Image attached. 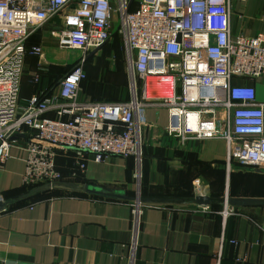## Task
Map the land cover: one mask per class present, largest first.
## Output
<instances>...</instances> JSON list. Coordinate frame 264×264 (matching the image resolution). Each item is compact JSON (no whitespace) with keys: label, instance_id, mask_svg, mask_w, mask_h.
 I'll use <instances>...</instances> for the list:
<instances>
[{"label":"built area","instance_id":"2783aa9c","mask_svg":"<svg viewBox=\"0 0 264 264\" xmlns=\"http://www.w3.org/2000/svg\"><path fill=\"white\" fill-rule=\"evenodd\" d=\"M231 1L0 0V166L10 157L13 137L27 131L32 132L23 176L27 187L61 180V149L89 153L98 163L111 156L133 158L141 166L140 115L153 105L167 109L168 134L182 140L224 139L228 164L264 171V104L253 85L239 82L264 75V34L232 38ZM115 16L130 100L83 102L84 62L110 41ZM55 17L61 19L58 45L84 56L59 82L56 94L35 95L22 109L28 39ZM31 54L42 59L44 50L36 46ZM52 111L56 117H47ZM0 201H5L2 196ZM133 213L137 230L139 203ZM230 213L226 201L222 216Z\"/></svg>","mask_w":264,"mask_h":264},{"label":"crops","instance_id":"0c3cea01","mask_svg":"<svg viewBox=\"0 0 264 264\" xmlns=\"http://www.w3.org/2000/svg\"><path fill=\"white\" fill-rule=\"evenodd\" d=\"M230 20L232 38L264 34V0H232ZM60 27L61 19L55 17L28 42L41 46L44 57L26 59L22 109L35 95L57 93L58 72L50 67L72 64L71 52L62 57L56 53L65 50L56 39ZM239 82L253 85L258 102L264 104V75ZM88 91L82 86L81 101L91 102ZM47 117L55 118L56 113L49 112ZM140 122L145 146L141 166L133 158L111 156L98 163L89 153L58 151L60 168L69 172L67 165L74 166L58 182L65 194L13 210L9 204L0 212V264H264V205L229 203L232 199L264 201V171L237 162L228 164L224 139L182 140L168 134L164 107L145 108ZM31 134L27 131L16 139L9 159L0 166V196L23 186ZM144 179L148 196L142 194ZM87 184L120 190L127 198L91 196L82 189ZM191 193L210 196L209 209L185 197ZM219 194L223 207L227 201L231 210L226 219L223 208H213V197ZM138 196L167 200L141 202L135 200ZM138 203L141 213L136 230L133 211ZM233 240L238 244H232Z\"/></svg>","mask_w":264,"mask_h":264},{"label":"trees","instance_id":"16d2710c","mask_svg":"<svg viewBox=\"0 0 264 264\" xmlns=\"http://www.w3.org/2000/svg\"><path fill=\"white\" fill-rule=\"evenodd\" d=\"M133 10V8L131 9ZM33 35V34H32ZM31 35V36H32ZM31 36L29 37L28 39V42L31 38ZM27 42V48H28V55L26 56V59L28 57H38L37 55H34V54H31V50L33 47H36V46H39V45H36V46H29ZM111 50V46H110V43L108 42L102 49V56H107L109 54ZM122 52H123V55H125V51H124V46H123V49H122ZM100 54V53H99ZM97 55H94L90 58H86L85 62H84V70H85V73H86V78L85 80L82 82L81 84V87H86L89 91V94L91 95V102H106V103H122V102H128L130 100V97L125 100V101H119L117 100V96L118 94L121 92V86L122 83H115V76L116 74L113 73V71L110 73V79L108 81H105V82H99L97 81V79H93V80H90V75L91 73L88 71V65L90 64V62H93L97 57ZM99 56V58L94 61V62H99L98 64L97 63H93V66H94V70H97L98 72H101L102 73V70H103V62L101 60H103V58H101ZM93 60V61H92ZM81 61V60H80ZM80 61L75 64L73 67L69 68V69H65V67H61L60 66H57V67H50V70H54V71H61L63 73H61V75H59V72L55 78V82L56 83V87L58 86L59 82L72 70L74 69L79 63ZM25 71V69H24ZM42 71H40L41 73ZM24 74V73H23ZM23 77V76H22ZM125 80L128 81V87H129V77H128V72H127V75H125ZM126 84V82H125ZM114 90V91H113ZM101 92L100 94H103L105 93L106 91H113V93L110 95V96H104L106 97V101H102V100H99L97 99V96L96 95V92ZM52 92H50L48 95H50ZM42 98L44 97L41 96ZM103 98V97H102ZM47 116V114H46ZM145 149V146L143 148V150ZM143 157H144V151H143ZM58 159V157H57ZM239 164V163H238ZM240 165V164H239ZM57 168L58 170L60 171L61 173V180L59 182H63L64 180V176H68L69 174H71L74 166H69L67 165V169L69 172L67 171H64L62 168L59 167V164L57 163ZM79 180V179H78ZM76 180V181H78ZM45 188L44 191H42L43 189ZM65 191L62 189V188H58V187H55V188H49L47 187V185H37V186H33V187H27V186H21L19 188H15V189H12V190H8V191H5L1 194V196L4 198V200L6 202H9L10 204H12L10 210H13L17 207H20V206H23L25 204H29V203H33L35 202L36 200L38 199H41V198H46V197H50V196H58V195H63ZM65 194V193H64ZM70 194V193H69ZM72 194H75L74 192ZM142 194L144 196H148L149 193H147V189L145 188V179L143 181V187H142ZM214 196V195H213ZM151 197V196H150ZM187 199H194L195 195L193 193L185 196ZM213 200L215 201V205L213 206V208L215 210H222L223 208V199H222V194H219L217 195L216 197H213Z\"/></svg>","mask_w":264,"mask_h":264},{"label":"rangeland","instance_id":"374dc122","mask_svg":"<svg viewBox=\"0 0 264 264\" xmlns=\"http://www.w3.org/2000/svg\"><path fill=\"white\" fill-rule=\"evenodd\" d=\"M113 23H114V27H113V31H112V37L109 41L110 46H111V50L109 52V54L105 57L102 56V50L98 53V58L99 56L101 58H103V60H101L104 64H103V70L102 73L98 72L97 70H94V66L93 63H99V62H94L96 61L98 58H96L93 62H90V64L87 66L88 67V71L91 73L90 75V80L93 79H97V81L101 82H105L108 81L110 79V73L113 71L114 74H116L115 76V83H122L123 86H121V92L118 94L117 96V100L119 101H125L130 97V90L128 87V81L125 80V75H127L128 72V65H127V58L126 56L123 55L122 49L124 46L123 43V37L121 36V34L118 31V27H119V19L117 16H115L113 18ZM69 52H71L72 56H71V62L72 64L66 65L65 69H69L71 67H73L75 64H77L81 58L84 56V54L82 53V51H70V50H56L57 55H61L62 56H67L69 54ZM58 58V57H56ZM53 59H55L53 57ZM58 63H65L64 60H58L56 61ZM61 68V67H60ZM64 68V67H63ZM59 72V71H58ZM61 73L63 72H59V75H61ZM126 82V84H125ZM114 91V90H113ZM113 91H106L103 94H100L101 92H96V95L98 96L97 99L102 100V101H106V97L104 96H110ZM103 97V98H102Z\"/></svg>","mask_w":264,"mask_h":264},{"label":"water","instance_id":"95a60500","mask_svg":"<svg viewBox=\"0 0 264 264\" xmlns=\"http://www.w3.org/2000/svg\"><path fill=\"white\" fill-rule=\"evenodd\" d=\"M104 44L103 46H105ZM103 46L100 48L92 51L89 55L88 58L94 56L97 52H99ZM18 136L13 137L14 140H16ZM49 188H55L58 187V183L54 186H49ZM85 193L91 195V196H97V197H103L107 199H126V195L120 191V190H113L107 187H102L98 185H93V184H87L82 187ZM137 201H152V202H165L167 199H162V198H148L144 199L141 196L136 197ZM195 205L197 206H210L212 204L211 197L208 195H196L192 201ZM229 203L233 206L237 205H244V206H252V205H264L263 200H251V199H232L229 201ZM10 203L6 201H0V212L5 209L6 206H8ZM8 264H16L14 262H8Z\"/></svg>","mask_w":264,"mask_h":264}]
</instances>
